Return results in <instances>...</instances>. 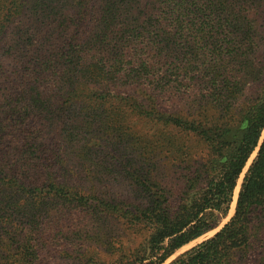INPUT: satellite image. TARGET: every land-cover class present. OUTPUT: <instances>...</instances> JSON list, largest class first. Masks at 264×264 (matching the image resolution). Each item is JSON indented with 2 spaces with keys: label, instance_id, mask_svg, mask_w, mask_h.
Instances as JSON below:
<instances>
[{
  "label": "rangeland",
  "instance_id": "rangeland-1",
  "mask_svg": "<svg viewBox=\"0 0 264 264\" xmlns=\"http://www.w3.org/2000/svg\"><path fill=\"white\" fill-rule=\"evenodd\" d=\"M77 1L80 3L76 4ZM101 1L20 0L10 5L11 10L6 11V15L0 8V25H7L0 32L3 37L0 43V116L5 104L2 98L4 92H19L20 86L16 87V84L22 80L23 85L28 86V75L36 70L22 59L24 54L20 48L10 47L12 43L18 39L26 44L32 39L44 40L50 45L47 46L48 59L64 54L58 70L70 65L71 69L75 67L80 73L74 58L80 56L84 66L93 67L104 77V83L114 86V81H119L120 85H116L118 88L114 91L106 88L103 97H91L86 103L62 102V106L70 111L66 117L75 115L79 120L88 121L77 123L71 133L80 131V137L89 139L87 153L80 152L79 143L68 148V152L64 146L61 147L62 155L72 156L62 169L67 178L101 197H128L131 196V187L126 170L132 166L138 168L146 147L160 148L159 144L148 143L147 140L156 138L158 132L167 127L164 120L180 115L188 118L189 114L204 112L199 109V105L203 104L202 97L207 89L214 86L218 87L217 97L220 98L224 94L223 87L232 91L227 94L234 103L230 113L232 119H236L247 105L259 97L264 87V0H215L210 4L203 3L206 0H189L192 3L190 10L176 6L171 0H117L108 10ZM51 10L62 14L57 19L49 18L53 14ZM67 14L74 20H70ZM198 18L211 21L201 29ZM66 22L69 25L67 34H64L62 27ZM73 22L77 29L72 26ZM239 27L243 33L242 30L238 33ZM71 34L73 37H69ZM245 36L248 39L244 46L242 39ZM222 37L231 40L230 49L239 50L240 56L243 54L246 60L243 71L249 73L243 78L238 77L242 68L239 60L222 62L221 56L229 54L228 61L234 56L229 51L222 49V55L215 56L218 52L213 50L215 43ZM68 38L74 41L65 45ZM54 72H57L55 81L46 77L45 81L38 82L42 90L51 94L57 92V85L61 84V73ZM214 72L218 75L210 81L205 74ZM228 72L231 76L227 75ZM172 83L181 85L183 90L189 88L190 91L191 88L192 94L178 98V87H173ZM122 84H125L124 88L119 89ZM163 85L169 87L166 95L159 90ZM6 107L9 108V105ZM50 111L43 109L42 117L36 118L30 128L38 141L55 142V137L62 132V126L57 127L56 123L47 121L57 113L51 114ZM105 123L117 127L106 129L103 126ZM81 125L83 129L79 130ZM166 133L174 136L170 130ZM18 134L9 128L2 131L0 120V137L4 141L0 146V155L4 147L13 148L10 141L17 139ZM181 141V147L193 149L194 160L203 159L207 152L205 143L189 136H183ZM164 149L165 152L173 150L170 143ZM167 161L169 165L179 164L173 157ZM246 170L238 181L239 190ZM236 199L218 229L184 246L169 261L217 232L233 216ZM4 216L0 217L3 221L6 220ZM85 219L84 223L89 218ZM72 221L55 219L43 230L40 225L36 228L31 225L25 228L7 225L6 229H0V264L27 263L34 239L37 240L40 264H108L112 256L104 246L96 248L98 245L94 244L92 234L87 233L93 223H79L77 227L72 225ZM121 223L115 225V234L125 245L135 246L145 236L144 229H129ZM80 234L87 238L91 246L85 258L78 253ZM260 251L261 247H257L247 264H260L263 255Z\"/></svg>",
  "mask_w": 264,
  "mask_h": 264
},
{
  "label": "trees",
  "instance_id": "trees-1",
  "mask_svg": "<svg viewBox=\"0 0 264 264\" xmlns=\"http://www.w3.org/2000/svg\"><path fill=\"white\" fill-rule=\"evenodd\" d=\"M18 1L0 0L4 15L11 10L10 5ZM116 1L101 2L111 10ZM171 1L187 10L192 5L189 0ZM53 11L49 18L57 19L62 14ZM68 18L74 20L72 16ZM198 19L201 29L211 21ZM68 25L67 22L63 24L64 34H67ZM72 26L77 29L74 22ZM6 27V24L0 25V32ZM237 29L238 33L241 30L243 33L242 28ZM247 39V36L242 39L244 46ZM2 41L0 36V43ZM21 41L16 40L10 47L20 48L24 54L22 59L36 70L28 75V86H24L22 80L16 84V87L20 86L19 92H4L2 96L5 104L0 116L1 129H13L19 136L10 141L13 148L4 147L0 155V217L6 215V220L0 219V229H6L7 225L23 228L40 225L43 230L59 218L73 220L72 225L77 227L91 222L93 227L87 233L92 234L94 244L98 245L96 248L104 246L112 256L108 264H247L257 247H261L263 255L260 264H264V87L256 101L247 105L236 119L230 117L234 103L227 94L232 91L223 87L224 94L220 98L217 97L218 87L207 89L202 97L203 104L199 105L204 112L189 114L188 118L180 115L166 119L164 123L167 127L159 131L156 138L147 140L148 143L159 144L160 148L146 147L138 168L132 166L126 170L131 196L101 197L64 174L62 167L72 156L62 155L61 147L64 146L68 152V148L79 143L80 152L87 153L89 139L80 137V131L71 133L77 123L88 121L79 120L75 115L66 117L70 111L62 106V102L86 103L91 97H103L106 88L114 91L120 82L114 81V86L104 83V77L93 67L84 66L80 56L74 57L80 73L75 67L71 69L70 65L58 70L64 54L48 59L47 46L50 45L44 40L32 39L28 44ZM71 41L74 39H65V45ZM231 46V40L220 38L213 49L218 50L215 56L220 57L222 49L229 51L234 56L230 61L229 54L221 56L222 62L239 60L242 68L240 76H236L243 78L249 74L243 71L246 60L243 54L240 56L239 50L230 49ZM54 71L61 73V84L58 83L57 92L51 94L42 90L39 83L46 77L55 81L57 72ZM218 72L205 76L214 81ZM227 75L231 76V72ZM171 85L178 87V98L192 94L191 88L189 91V88L183 90L181 85ZM165 87L159 88L164 95L169 92V87ZM43 109L51 110V114L57 112L47 120L50 124L56 123L57 127L62 126L55 142L38 141L30 129L36 118L42 117ZM103 126L106 129L117 127L108 123ZM167 130L174 132V136L172 133L167 135ZM183 136L206 144L207 152L202 160H194L193 149L181 147ZM169 143L173 150L165 152L164 148ZM3 144L0 137V146ZM253 155L243 177L233 216L212 236L169 261L181 248L222 225L229 215L238 181ZM170 157L179 164L169 165L167 160ZM85 218H89L86 223ZM121 222L129 229H144L145 236L137 245H125L119 240L115 225ZM70 239L73 240L72 237ZM86 239L81 234L78 237V253L84 258L91 247ZM32 241V252L25 264H40L37 240Z\"/></svg>",
  "mask_w": 264,
  "mask_h": 264
},
{
  "label": "water",
  "instance_id": "water-1",
  "mask_svg": "<svg viewBox=\"0 0 264 264\" xmlns=\"http://www.w3.org/2000/svg\"><path fill=\"white\" fill-rule=\"evenodd\" d=\"M263 139V138H262ZM262 139H261V141H262ZM253 160V159H252ZM252 160H251V162H252ZM251 162H248V164H247V166H246V168L245 169H248V167H249V165L251 164ZM247 171V170H246ZM238 186V185H237ZM241 187V186H240ZM240 191V190H239ZM239 194V193H238ZM237 199H238V196H237ZM237 199H236V202H237ZM218 231V230H217Z\"/></svg>",
  "mask_w": 264,
  "mask_h": 264
},
{
  "label": "bare ground",
  "instance_id": "bare-ground-1",
  "mask_svg": "<svg viewBox=\"0 0 264 264\" xmlns=\"http://www.w3.org/2000/svg\"><path fill=\"white\" fill-rule=\"evenodd\" d=\"M239 190V187H237L236 188V190H235V195H234V200L236 199V197H237V191ZM234 204V203H233Z\"/></svg>",
  "mask_w": 264,
  "mask_h": 264
}]
</instances>
